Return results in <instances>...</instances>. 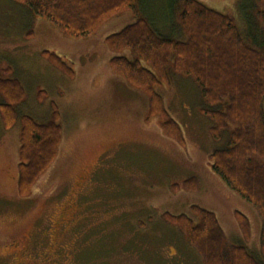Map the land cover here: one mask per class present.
Returning <instances> with one entry per match:
<instances>
[{
  "label": "rangeland",
  "instance_id": "obj_1",
  "mask_svg": "<svg viewBox=\"0 0 264 264\" xmlns=\"http://www.w3.org/2000/svg\"><path fill=\"white\" fill-rule=\"evenodd\" d=\"M197 1L233 17L248 39H264L254 0ZM172 3L140 5L161 34L181 37L174 14L168 15ZM133 21L125 11L87 38H74L26 7L0 0V79L23 88L12 125L4 124L0 110V264H206L181 229L163 218L186 214L198 223L194 206L214 213L226 256L230 246L243 245L261 257L258 211L211 170L209 156L226 146L229 134L212 138L196 83L170 71V84L154 87L180 127L181 144L165 134L158 116L147 119L149 94L110 66L115 53L105 38ZM42 51L60 57L71 75ZM54 107L62 130L56 155L21 195L23 117L46 123ZM189 177L194 191L172 188ZM237 212L246 218L247 238Z\"/></svg>",
  "mask_w": 264,
  "mask_h": 264
},
{
  "label": "trees",
  "instance_id": "obj_2",
  "mask_svg": "<svg viewBox=\"0 0 264 264\" xmlns=\"http://www.w3.org/2000/svg\"><path fill=\"white\" fill-rule=\"evenodd\" d=\"M12 1L74 38H87L125 11L132 14V23L105 38L107 47L115 53L108 60L110 66L131 86L149 94L147 119L158 116L165 134L181 144L180 127L166 113L154 87L169 85L170 71L196 83L207 106L200 112L212 123V138L219 141L222 131L229 134L226 146L210 154L211 170L258 211L261 257L253 256L243 245L230 246L228 256L220 251L223 233L214 213L204 208H192L198 223L186 214L165 213L163 218L181 229L206 264H264V39L259 43L248 39L233 17L197 0H176L169 5L168 15L174 14L181 37L161 34L144 15L141 0ZM254 1L256 21L264 29V0ZM41 55L71 75L70 68L56 54L42 51ZM3 85L7 88L2 89ZM0 93L7 100L0 104V110L4 124L9 126L13 124L12 106L22 99L23 88L14 79H0ZM23 122L18 185L20 194L26 195L28 187L55 157L62 130L56 107L46 123H36L28 116ZM172 188L194 191L195 178L189 177ZM236 215L247 238L246 218L238 212Z\"/></svg>",
  "mask_w": 264,
  "mask_h": 264
}]
</instances>
